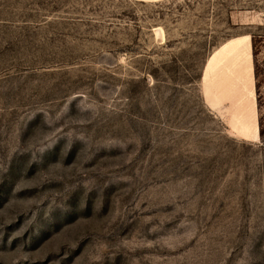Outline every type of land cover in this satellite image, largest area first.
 <instances>
[{
  "label": "rangeland",
  "instance_id": "1",
  "mask_svg": "<svg viewBox=\"0 0 264 264\" xmlns=\"http://www.w3.org/2000/svg\"><path fill=\"white\" fill-rule=\"evenodd\" d=\"M0 264H264V0H0Z\"/></svg>",
  "mask_w": 264,
  "mask_h": 264
},
{
  "label": "crops",
  "instance_id": "2",
  "mask_svg": "<svg viewBox=\"0 0 264 264\" xmlns=\"http://www.w3.org/2000/svg\"><path fill=\"white\" fill-rule=\"evenodd\" d=\"M219 50H220L219 51L220 52L219 53L220 54L219 56L222 59V58H225V57L226 58H229V56L230 57L234 56L238 52L239 49H237V48L229 45V46L224 47V48L219 49ZM248 62L250 64V62H251V55H250V58H249ZM235 64H236V66L239 67V66H241L242 63L240 62V64H239V60L234 61V58H232L231 59V65L234 66ZM236 69H237V71H236L237 73H234V75L237 76L238 75V72H240L241 70H239V68H236ZM251 70H252V62H251V65L248 66V74L250 75V78H251V75H252ZM240 76H242V75L240 74ZM249 84H250V86L247 87V91L250 92V100H249L250 114L249 115H250V117H253V119H254V113H255V119H256L255 101H254V98H253V92H254L253 77H252V82H250ZM252 84H253V90H252ZM229 85H228V88H230V89H231V87L234 88V89H231V91L228 90V92H229L230 95L232 93L233 96L234 95L235 96L236 95L239 96V95H241L243 93V85H242V82L241 81L237 80L235 83H233V82L232 83H229ZM235 99H237V98H235ZM243 128H245V129H243ZM251 128L253 129V127H251L249 125L238 126L237 132H239L244 137L245 136L246 137H255V136H257L258 135L257 123H256V128L254 126V128L256 129V131H255V129L252 130Z\"/></svg>",
  "mask_w": 264,
  "mask_h": 264
},
{
  "label": "bare ground",
  "instance_id": "3",
  "mask_svg": "<svg viewBox=\"0 0 264 264\" xmlns=\"http://www.w3.org/2000/svg\"><path fill=\"white\" fill-rule=\"evenodd\" d=\"M237 38H233L232 40H236ZM231 40V41H232ZM234 42V41H233ZM232 45V44H231ZM232 48V47H231ZM233 50V49H232ZM236 52V51H235ZM243 52V51H242ZM241 53V52H240ZM235 54V53H234ZM242 55V54H241ZM230 57V56H229ZM234 57V56H233ZM226 58V57H225ZM224 58V59H225ZM234 58H236V57H234ZM238 58H239V56H238ZM217 58L215 57V58H212L211 59V61L209 62L210 64L209 65H214V63H219L221 60L219 59L218 61L216 60ZM227 59V58H226ZM238 60V59H237ZM240 62V61H239ZM225 63V62H224ZM220 68V67H219ZM208 70H209V67H208V69L205 71V76H208ZM239 75V74H238ZM223 76V75H222ZM239 77V76H238ZM254 79V78H253ZM252 110V109H251ZM243 129H245V128H243ZM247 132V131H246Z\"/></svg>",
  "mask_w": 264,
  "mask_h": 264
}]
</instances>
